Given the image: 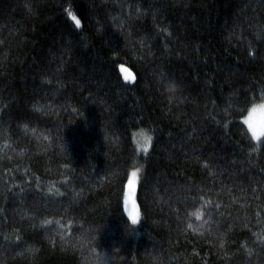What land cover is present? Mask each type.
Here are the masks:
<instances>
[{
  "label": "trees",
  "instance_id": "1",
  "mask_svg": "<svg viewBox=\"0 0 264 264\" xmlns=\"http://www.w3.org/2000/svg\"><path fill=\"white\" fill-rule=\"evenodd\" d=\"M260 102L264 0H0V264H264Z\"/></svg>",
  "mask_w": 264,
  "mask_h": 264
},
{
  "label": "rangeland",
  "instance_id": "2",
  "mask_svg": "<svg viewBox=\"0 0 264 264\" xmlns=\"http://www.w3.org/2000/svg\"><path fill=\"white\" fill-rule=\"evenodd\" d=\"M262 108H264V102L257 103L247 112V114L244 117V122L246 123V121H250L253 127L257 129V131H260L261 128L264 127V111H261ZM253 109H256L255 113H253ZM136 189H137L136 177H133V175H131L130 183L128 185V190L126 191L127 196L125 200V208L127 214L129 212H131L133 215L139 213V217H140V212L136 202L137 199Z\"/></svg>",
  "mask_w": 264,
  "mask_h": 264
},
{
  "label": "snow or ice",
  "instance_id": "3",
  "mask_svg": "<svg viewBox=\"0 0 264 264\" xmlns=\"http://www.w3.org/2000/svg\"><path fill=\"white\" fill-rule=\"evenodd\" d=\"M69 15L72 16V19H73V21H75L76 26L80 27L81 21L75 15H72L71 13H69ZM125 79L126 80H131V79H134V78L131 76V74H129V75L125 76ZM261 111H264V108H262ZM255 112H256V109H253V113H255ZM246 123L248 124L249 129L251 130V133H252V137L254 139L259 140L260 137L262 135H264V127H262L260 131H257V129L255 127H253V125H252V123L250 121H246ZM149 142H150V138H149ZM148 146H149L148 144L143 145V150L147 151L148 150ZM138 172H139V169L134 170L132 172L133 177H136ZM128 216L131 218V223L133 225H135V224H137L139 222V218H140L139 217V213H137L136 215H133L131 212H129ZM198 218H199V216H198Z\"/></svg>",
  "mask_w": 264,
  "mask_h": 264
},
{
  "label": "clouds",
  "instance_id": "4",
  "mask_svg": "<svg viewBox=\"0 0 264 264\" xmlns=\"http://www.w3.org/2000/svg\"><path fill=\"white\" fill-rule=\"evenodd\" d=\"M137 224H135V225L132 224V225L135 227ZM118 252H119V249L118 248H114L113 249V253H118ZM102 254L105 255V256H107L104 252H102Z\"/></svg>",
  "mask_w": 264,
  "mask_h": 264
}]
</instances>
